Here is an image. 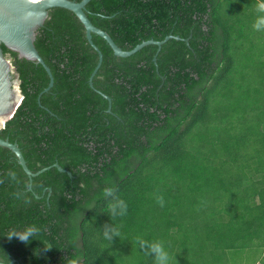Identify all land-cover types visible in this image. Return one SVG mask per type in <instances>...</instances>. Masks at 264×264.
I'll list each match as a JSON object with an SVG mask.
<instances>
[{
  "label": "trees",
  "instance_id": "16d2710c",
  "mask_svg": "<svg viewBox=\"0 0 264 264\" xmlns=\"http://www.w3.org/2000/svg\"><path fill=\"white\" fill-rule=\"evenodd\" d=\"M253 7L249 0H91L88 19L123 51L181 38L158 53L148 45L119 58L92 35L103 54L93 88L98 55L82 24L52 9L34 42L53 76L41 96L44 68L1 45L23 99L0 138L17 144L32 173L47 169L30 182L0 147V262L68 264L77 253L76 264H153L139 237L162 240L173 264H264V38L251 33L252 46L228 44L231 30L251 28ZM98 92L111 99V112ZM9 169L21 184L8 180ZM109 185L128 205L115 220L102 195ZM31 223L43 226L41 241L5 236ZM113 223L121 237L108 244L102 229Z\"/></svg>",
  "mask_w": 264,
  "mask_h": 264
},
{
  "label": "water",
  "instance_id": "95a60500",
  "mask_svg": "<svg viewBox=\"0 0 264 264\" xmlns=\"http://www.w3.org/2000/svg\"><path fill=\"white\" fill-rule=\"evenodd\" d=\"M90 1L91 0H81L80 2L71 0H0V129L3 128L4 124L13 117L23 99V95L19 89L20 81L18 75L15 72L9 56L3 54L1 45H4L12 52H15L18 55V58L26 59L42 66L49 77V84L40 96L43 93L48 92L53 86V76L49 67L45 64L35 48L34 42L38 28L43 26L45 20L48 18L49 11L52 9L61 8L72 12L82 24L88 44L98 55L97 65L89 78L90 88H93V78L103 61V54L93 43L92 35L102 38L111 48L114 56L119 58L130 57L148 45L157 46L158 53L162 45L168 40H181L178 36L168 35L161 41H144L129 51H123L114 43L112 38L106 32L95 27L88 19L86 15V5ZM184 41L188 44V40ZM153 60L156 64V56ZM12 76L15 77L16 81H14ZM100 94L108 101V112H111V99L102 93ZM0 147L10 150L16 156L17 163L21 166L30 182L33 177L47 169L32 173L28 169L17 144L10 143L8 140L0 138ZM54 167L59 171H63L57 163L54 164ZM29 190H31V185L29 186ZM9 264H14V261Z\"/></svg>",
  "mask_w": 264,
  "mask_h": 264
},
{
  "label": "clouds",
  "instance_id": "9594fccd",
  "mask_svg": "<svg viewBox=\"0 0 264 264\" xmlns=\"http://www.w3.org/2000/svg\"><path fill=\"white\" fill-rule=\"evenodd\" d=\"M251 28L254 32H264V0H257V3L253 7V20L251 22ZM8 180L14 184H21L22 180L15 169H9L6 173ZM107 183V182H106ZM115 187L109 185L102 189V195L105 198H110L106 210L107 214L112 220L121 218L127 215L128 205L126 201L119 198L116 194ZM17 199H21L25 205L31 204V198L24 193H18L16 195ZM157 203L163 207L164 197L162 195L156 196ZM43 232V226L36 223H31L25 225L22 229L16 230L12 229L9 231L7 238L9 240L12 237H17L20 241L28 244L31 240H40ZM121 237L120 228L116 224H106L102 229V238L108 244H112L114 238ZM41 241V240H40ZM137 244L139 248L144 252L146 256H149L153 260V264H173V258L169 251L166 249L165 244L162 240L147 241L143 238H137ZM53 246L51 243L48 244L46 249H51ZM80 259V256L75 253L67 261L68 264H76V261ZM2 264V262H0ZM9 264V261H8Z\"/></svg>",
  "mask_w": 264,
  "mask_h": 264
},
{
  "label": "crops",
  "instance_id": "0c3cea01",
  "mask_svg": "<svg viewBox=\"0 0 264 264\" xmlns=\"http://www.w3.org/2000/svg\"><path fill=\"white\" fill-rule=\"evenodd\" d=\"M251 33L255 34L258 32H254L251 28H236L235 32L234 30H231V34L229 33V37H228V41H229L228 44H232L236 46L235 43H238L237 45L240 44L241 46H244V47L252 46L251 39L253 38V36H251ZM248 38H250V40ZM263 38H261V41ZM232 45H230L229 47L230 51L232 49ZM233 52L234 50H232L231 52L232 55L235 54Z\"/></svg>",
  "mask_w": 264,
  "mask_h": 264
},
{
  "label": "rangeland",
  "instance_id": "374dc122",
  "mask_svg": "<svg viewBox=\"0 0 264 264\" xmlns=\"http://www.w3.org/2000/svg\"><path fill=\"white\" fill-rule=\"evenodd\" d=\"M249 1H251L253 5H255V4L257 3V0H249ZM251 14L253 15V8L251 9ZM250 20L252 21L251 18H250ZM256 36L258 37V41H260V42L262 43L261 38L264 37V32H258V33H256ZM14 81H16V80H15V77H14ZM221 108H223V107H221ZM218 110H219V108H218ZM235 116H236L235 113L231 114V116H230V122H231V123H234V124H235V120H234V119H235ZM224 126H225L224 129H227V128H228V122H226V123L224 124ZM221 127H222V126H221ZM224 129L218 131V132H217L218 135H220V133L222 134V131H225Z\"/></svg>",
  "mask_w": 264,
  "mask_h": 264
},
{
  "label": "flooded vegetation",
  "instance_id": "af4514ba",
  "mask_svg": "<svg viewBox=\"0 0 264 264\" xmlns=\"http://www.w3.org/2000/svg\"><path fill=\"white\" fill-rule=\"evenodd\" d=\"M6 55H8V56H9V58H10V61H11V57H10V55H9V54H6ZM11 63H12V61H11ZM12 78L14 79V76H12Z\"/></svg>",
  "mask_w": 264,
  "mask_h": 264
}]
</instances>
